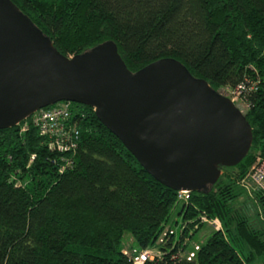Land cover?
<instances>
[{"label": "trees", "instance_id": "16d2710c", "mask_svg": "<svg viewBox=\"0 0 264 264\" xmlns=\"http://www.w3.org/2000/svg\"><path fill=\"white\" fill-rule=\"evenodd\" d=\"M11 1L64 57L110 41L132 74L169 58L224 97L260 85L244 93L249 153L187 199L146 173L90 107L70 103L59 121L67 152L32 118L0 130V264H133L153 249L146 264H264V221L251 215L264 216V191L248 182L249 206L239 186L255 156L264 160V0ZM175 212L179 235L167 229ZM204 224L211 232L189 252ZM128 233L137 251L125 249Z\"/></svg>", "mask_w": 264, "mask_h": 264}, {"label": "water", "instance_id": "95a60500", "mask_svg": "<svg viewBox=\"0 0 264 264\" xmlns=\"http://www.w3.org/2000/svg\"><path fill=\"white\" fill-rule=\"evenodd\" d=\"M62 102L92 108L146 173L179 192L207 190L252 143L232 102L179 61L132 74L110 41L64 57L11 0H0V130Z\"/></svg>", "mask_w": 264, "mask_h": 264}, {"label": "built area", "instance_id": "2783aa9c", "mask_svg": "<svg viewBox=\"0 0 264 264\" xmlns=\"http://www.w3.org/2000/svg\"><path fill=\"white\" fill-rule=\"evenodd\" d=\"M260 83L258 81H254L251 83L249 87H246L245 83H241L234 88L224 90L223 93L226 98L232 102V104L238 109L240 114L242 115L245 110L248 108L244 101V93L255 92L258 90V86ZM262 91H264V83L262 85ZM70 117V102H62L57 103L55 106H52L47 109H42L34 113L33 119L34 126L37 125L40 129L42 135H48L52 139L56 140L55 147L60 152H67L69 147L66 146L64 137L66 136L61 130H59V121L68 120ZM30 118V119H31ZM52 146V145H51ZM253 165L250 167L249 172L247 174L248 181L253 184L255 187L257 186L259 189L264 191V160L255 157ZM190 193L187 192H179V198L187 199ZM154 251L146 250L140 253L139 256L134 257L133 264L141 263L146 264V262H151L155 256L152 253ZM154 255V256H153Z\"/></svg>", "mask_w": 264, "mask_h": 264}, {"label": "rangeland", "instance_id": "374dc122", "mask_svg": "<svg viewBox=\"0 0 264 264\" xmlns=\"http://www.w3.org/2000/svg\"><path fill=\"white\" fill-rule=\"evenodd\" d=\"M221 92H222L221 94L225 93L224 91H221ZM255 157H258V156L256 155ZM239 182H240L239 183L240 188L246 194L247 199L250 201V202L246 201L247 202V203L245 202L246 205H249V206H250V204L254 205V202H253L254 196L253 195L255 194V192H253V191H255V190H253L251 187V184L248 183L249 182L248 179H245V180L243 179L242 181H239ZM242 200H243V198L239 199L240 202ZM259 212H260V210L258 208H257V211L251 212V215H254V214L258 215V217H253L252 223L254 225H258V224L260 225V223H263V221H264V216L262 214H259ZM181 221H182V219L180 217H178L177 212L173 213L171 216V221L169 222V224L167 226V229L170 228V229H172V231L176 235H179L180 230H181L180 229ZM209 223L211 224V226L213 228H215V230H219V231L221 230L220 224H219L217 219L212 220V222L208 221L207 224H209ZM207 224H204L203 227L196 232V234L193 237V240L189 242V249H188L189 252H196L198 245H201L204 242L205 237H207L209 235V233L211 232V228ZM122 242H123V245L127 251L128 250H130V251H132V250L137 251L138 250L137 243L134 241L133 237L129 233L124 236ZM151 251L155 252L156 250L153 249ZM154 252H152V253L154 254ZM155 253H157V252H155ZM137 264H141V263H137Z\"/></svg>", "mask_w": 264, "mask_h": 264}]
</instances>
